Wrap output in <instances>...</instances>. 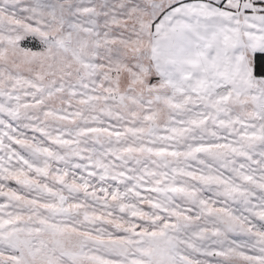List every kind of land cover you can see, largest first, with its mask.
<instances>
[{
  "label": "snow or ice",
  "instance_id": "snow-or-ice-1",
  "mask_svg": "<svg viewBox=\"0 0 264 264\" xmlns=\"http://www.w3.org/2000/svg\"><path fill=\"white\" fill-rule=\"evenodd\" d=\"M0 264H264V0H0Z\"/></svg>",
  "mask_w": 264,
  "mask_h": 264
},
{
  "label": "rangeland",
  "instance_id": "rangeland-1",
  "mask_svg": "<svg viewBox=\"0 0 264 264\" xmlns=\"http://www.w3.org/2000/svg\"><path fill=\"white\" fill-rule=\"evenodd\" d=\"M22 45H23V42H22ZM34 50H38V49H34Z\"/></svg>",
  "mask_w": 264,
  "mask_h": 264
}]
</instances>
